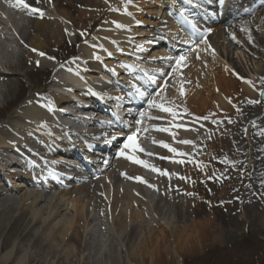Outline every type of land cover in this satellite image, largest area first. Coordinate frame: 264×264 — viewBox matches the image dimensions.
Instances as JSON below:
<instances>
[{
	"label": "bare ground",
	"instance_id": "1",
	"mask_svg": "<svg viewBox=\"0 0 264 264\" xmlns=\"http://www.w3.org/2000/svg\"><path fill=\"white\" fill-rule=\"evenodd\" d=\"M47 1L50 2L49 5ZM107 1L111 7L109 21L102 20L88 35L90 24L87 23V19L90 21L97 19L99 16L96 13L86 17L79 12L77 19L73 20L64 12L58 11L55 0H25L31 8L38 9L36 12L17 7L15 0H0V10L7 11L6 14H0V99L5 103L10 99L8 97L13 91L12 85L17 81L11 77L20 75L17 71L24 70L23 75H29L32 71H44L47 68L53 71L54 75L57 73L56 66L44 58L50 56L47 39L56 47L64 39L77 37L71 26L76 27L75 31L78 30V33H82L77 54L70 59L67 66L70 67L72 76L66 75V80L56 77L48 83L59 90L58 94L46 92L50 104L29 97L0 124L1 164H15V160L12 159L17 152L24 159L37 155L51 172L38 174L32 171L27 174L8 175L6 171L12 173L20 169L13 168L2 172L0 167V264H30L40 256L44 259L38 264H56L61 258H64L66 264H70L69 260L77 252L76 247L70 245V242L74 240L80 242L81 233H86L73 230L77 228L80 220L86 221L85 210L88 202L106 199L108 204L111 202L119 204L121 211H128L130 226L136 227L141 223V212L132 207V203L139 205V189L135 188L133 180L143 168L142 151L134 136L139 127L136 125L132 131L116 130L111 135H104L101 134L103 131L99 130L101 128L99 113L89 112L94 118L82 117L80 120L82 124L76 125L66 121L65 118H70L68 116L59 114L53 117L48 112L49 109L64 106L66 103L80 111L85 110L81 108L82 105L77 106L70 98H65L64 92L60 90L72 92L69 94L74 93L82 103L98 105V101L105 102L101 95L104 91L111 94L110 98L120 100L129 94L134 95L128 91L132 85H139L143 95L147 94L146 89L160 87L157 97L151 95L147 100L146 96L144 101L150 113L147 130L155 136V140H159L155 141L157 150L153 158L154 163L162 164L161 154L165 152L167 153L164 159L165 167L171 170L169 175H158L162 179L161 187L179 176V163L181 168H184V160L177 159L183 151L174 148L176 144L191 142L192 131L191 134H182L170 128L190 129L185 122H190L188 116L191 106L199 110L194 114L195 118L201 119L213 111L211 108L209 110V106L221 111L220 113L232 115L234 108L226 106L231 99L234 103L242 100L251 102L255 99L256 90L251 86L252 83L236 79L229 66L230 60L221 61L222 58L213 52V48L207 39L201 36L194 23L186 26L185 23H188L186 18L175 10V4L169 2L170 0ZM225 1L224 8L227 3ZM95 2L102 7L101 0ZM130 2H134V5ZM95 8L98 7L94 6ZM224 8L221 9L222 13ZM126 10L133 14L128 15L124 12ZM140 13L142 16H139ZM242 26L250 38V43L232 47L224 41L220 49L223 57L228 58L230 52H233L245 59L243 47L247 48L248 56L264 53L261 48H254L259 39L250 34L247 24L240 27ZM211 30L214 34L219 33L218 29ZM193 36L198 38L195 42ZM238 40L242 43L240 38ZM180 57L184 59L177 64ZM137 70L143 75L136 73ZM260 76L261 80H264V71ZM84 88H87V92L81 90ZM114 89L119 92L111 93ZM204 89L208 92L199 94V91L203 92ZM33 91L34 94L43 92ZM75 91H83V94H76ZM150 102L152 106H149ZM163 104L169 107L180 106L181 111L173 116L170 112L162 110ZM61 108L55 112L61 113L60 111H63ZM94 120L100 123H95ZM64 124L72 128L69 130L72 133L78 134L79 130H88L90 134L79 133V139L74 141L67 134ZM160 124L163 126L169 124L171 127L162 130ZM92 125H95V129L91 128ZM80 126H87L89 129H82ZM208 133L207 131L206 135ZM129 136H133V141L128 140ZM116 137L122 139L117 151L113 152L114 147L111 149L112 146L111 148L109 146L114 141L118 143ZM197 137L204 136L198 134ZM225 141L226 144L229 143L227 139ZM151 142L154 143L153 138ZM133 143L137 150H133ZM263 143L260 142V145H264ZM126 144L129 147L126 148ZM260 149V146H253L252 150L255 151L253 155L257 156ZM86 154L90 162L100 161L99 166L88 180L86 175L79 173L80 170L74 173L72 180L78 178L74 181L77 184L75 187L63 178L70 176L64 165L70 163L78 170L79 165L70 159V156ZM202 161L204 162V159L199 162ZM30 164L33 165L32 160H29ZM253 165L255 166V163ZM253 168L258 171L262 169V165ZM71 169L69 167L70 171ZM94 175L99 178L91 180ZM180 177L183 179L184 175ZM259 181L260 177L253 176L250 185L256 186ZM83 182L86 184L83 185ZM175 182L176 180H172V184ZM65 188L71 190L63 192ZM160 212L169 215L165 220L167 225L170 223L172 225L174 218L170 211L161 207ZM194 225L197 226H192L191 230L183 228L180 234L176 232L174 236H170L175 239L174 243L165 239L163 235L151 231L143 238L142 231L133 230L129 235L124 231L117 233L109 231L110 246L103 251L100 264L171 263L181 251L193 246H206L222 239L219 230L212 229L210 222ZM126 240L129 243L127 246L124 244Z\"/></svg>",
	"mask_w": 264,
	"mask_h": 264
},
{
	"label": "rangeland",
	"instance_id": "2",
	"mask_svg": "<svg viewBox=\"0 0 264 264\" xmlns=\"http://www.w3.org/2000/svg\"><path fill=\"white\" fill-rule=\"evenodd\" d=\"M95 1L97 0H55L54 3H57L56 8L59 12H64L73 20L77 19L79 12L85 14L86 17L96 13L99 16L97 19L92 21L87 19V23L90 24V28L87 30L89 35L99 22L109 21L110 3L107 0H101L102 7H99V3ZM179 1L181 3L185 0ZM144 3L146 5V1ZM130 4L134 5V2H130ZM94 6L98 8L94 9ZM117 10L119 11L118 8ZM140 10L142 11V9ZM124 12L130 16L133 14L129 10ZM139 16L142 14L140 13ZM246 17L243 20L234 21L232 24L217 25L218 28L215 27L216 29L213 30L218 29L219 33L214 34L209 30L206 39L213 48V52L222 58L221 61L230 60L231 64L229 62L228 64L236 79L252 83L251 86L256 90L255 99L251 102L242 100L238 103H234V100L231 99L230 103H226V106L234 108L232 115L220 113L221 111H216L209 106V110L211 108L213 111L201 119L195 118L194 114L199 110L191 106L192 109L190 108L188 116L190 122H185L190 129L170 128V130L179 131L182 134H191L192 131L191 142L183 145L176 144L175 148L172 145L177 151H183V154L179 155L177 159L186 162L183 169L180 166L181 163L178 165L184 178L177 176L172 179L176 180L175 184H172L171 180L161 187L162 179L158 175H169L171 170L166 169L165 165L162 168L160 165V169L153 167V161L151 163L149 158L143 157L151 168L139 173L148 182L138 186L139 205L132 203V207L138 209L142 214L139 226L129 225V213L121 211L119 204L113 202L108 204L106 199L88 202L89 205L85 210L86 221L80 220L77 228L73 230L86 233H81L82 240L80 242L79 240L70 242V245H74L77 250L76 255L69 260L70 264H100L103 251L107 249V246H110L109 231H115V233L124 231L128 235L133 230L142 231L141 238L151 231L163 235L165 239L174 243L175 239L170 236H174L176 232L180 234L183 228L191 230L192 226H197L194 225L195 223L202 222H210L212 229L219 230L222 239L208 243L206 246H193L188 250L181 251L178 257L172 259L171 263L158 264H264V145H260V142H264V101L259 98V92L264 86V80H261L260 76L264 71V53L248 56L247 48L243 47L245 55V59H243L233 52H230L228 58H225L220 52L224 41L232 47H237V44L245 45L249 42L248 34H245L243 26L240 27L242 24H247L250 34L259 39L254 48L264 50V8ZM195 23L200 30L201 25ZM71 29L77 35L75 39H64L56 47L52 46L47 41L48 39L46 40L50 56H44V58L51 61L54 66L59 61L66 62L69 59L68 56L74 58L77 54L82 33H78V30L75 31L76 27L74 26H71ZM238 38L242 40V43H239ZM51 72L46 68L44 71L37 70L32 71L29 75H23V70L17 71L20 73L19 76L11 77L18 82L15 81L12 85L13 91L10 93L7 103L0 99V124L13 114L24 100L35 95L33 90L36 92L48 90ZM199 92L202 95L208 90L204 89L203 92ZM152 93H155L154 96H158V88L153 89ZM164 107L171 109V112L177 115L181 111L179 110L180 106L169 107L167 104H163ZM168 126L170 125L168 124ZM207 131L208 135H206ZM198 134L204 137L199 138ZM140 135L143 134L140 133ZM147 136L151 138L150 133ZM149 138L145 141L139 139L138 142L144 147V151L153 154L154 147L150 145ZM225 139L229 141L228 144ZM253 146L261 148L257 156L253 155L255 152L252 150ZM166 154L162 153V158L166 159ZM201 159H204V162L200 163ZM192 161L193 165L188 164ZM254 163L255 166L262 165V169L254 170ZM253 176L260 177L256 186L250 185ZM72 185L76 187V185ZM70 190L65 188L63 192ZM161 207L168 209L172 214L175 220L172 225L171 223L167 225L165 217L169 215L166 212H160ZM124 244L127 246L129 243L126 240ZM38 259H34L30 264H38L44 257L40 256ZM132 262L135 263V261ZM56 264H66V262L64 258H61Z\"/></svg>",
	"mask_w": 264,
	"mask_h": 264
},
{
	"label": "snow or ice",
	"instance_id": "3",
	"mask_svg": "<svg viewBox=\"0 0 264 264\" xmlns=\"http://www.w3.org/2000/svg\"><path fill=\"white\" fill-rule=\"evenodd\" d=\"M15 5H16L17 7H22V8H24V9H28V10L31 11V12H36V11H38V9L31 8L30 5L27 4V3L25 2V0H15ZM41 55H43V53H41ZM183 59H184V57H180V58L177 60V64H179L180 61L183 60ZM141 95H143V93H141ZM149 106H152L151 102H150V105H149ZM162 110H163V111H166V112H171V109H169V108H162ZM128 140H129V141H133V136H129V137H128ZM185 143H186V141H185ZM125 147H126V148L129 147V145L126 144ZM165 147H167V145H165ZM132 148H133V150H137V147H136V145H135L134 143L132 144ZM129 159H133V157H129ZM137 179H138V178H137Z\"/></svg>",
	"mask_w": 264,
	"mask_h": 264
},
{
	"label": "water",
	"instance_id": "4",
	"mask_svg": "<svg viewBox=\"0 0 264 264\" xmlns=\"http://www.w3.org/2000/svg\"><path fill=\"white\" fill-rule=\"evenodd\" d=\"M263 99H264V90L261 93V100H263Z\"/></svg>",
	"mask_w": 264,
	"mask_h": 264
}]
</instances>
